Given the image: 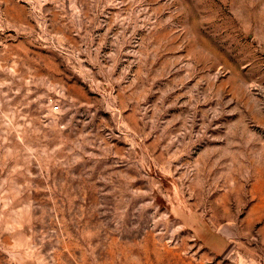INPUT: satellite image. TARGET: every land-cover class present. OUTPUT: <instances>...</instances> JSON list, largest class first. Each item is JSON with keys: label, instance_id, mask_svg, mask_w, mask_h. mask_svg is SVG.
<instances>
[{"label": "rangeland", "instance_id": "obj_1", "mask_svg": "<svg viewBox=\"0 0 264 264\" xmlns=\"http://www.w3.org/2000/svg\"><path fill=\"white\" fill-rule=\"evenodd\" d=\"M0 264H264V0H0Z\"/></svg>", "mask_w": 264, "mask_h": 264}, {"label": "built area", "instance_id": "obj_2", "mask_svg": "<svg viewBox=\"0 0 264 264\" xmlns=\"http://www.w3.org/2000/svg\"><path fill=\"white\" fill-rule=\"evenodd\" d=\"M58 108V106L55 104L54 106H53V109H57Z\"/></svg>", "mask_w": 264, "mask_h": 264}]
</instances>
